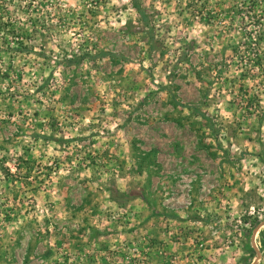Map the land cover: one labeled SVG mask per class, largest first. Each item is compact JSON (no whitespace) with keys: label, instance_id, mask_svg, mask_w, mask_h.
<instances>
[{"label":"rangeland","instance_id":"obj_1","mask_svg":"<svg viewBox=\"0 0 264 264\" xmlns=\"http://www.w3.org/2000/svg\"><path fill=\"white\" fill-rule=\"evenodd\" d=\"M0 264H264V0H0Z\"/></svg>","mask_w":264,"mask_h":264},{"label":"trees","instance_id":"obj_2","mask_svg":"<svg viewBox=\"0 0 264 264\" xmlns=\"http://www.w3.org/2000/svg\"><path fill=\"white\" fill-rule=\"evenodd\" d=\"M107 55L110 56L112 54H109L108 52H104V53H101L100 54V57H104V56H107ZM93 57L94 56H92V55L88 54L87 52H85V53H82V54H80V55H78L76 57H71V59H69L68 61L69 62H72L74 64L75 63L78 64L83 58H85V59H92ZM65 61H67V59ZM200 116L201 117H205L204 114H200ZM119 195L122 196L123 194H119Z\"/></svg>","mask_w":264,"mask_h":264}]
</instances>
